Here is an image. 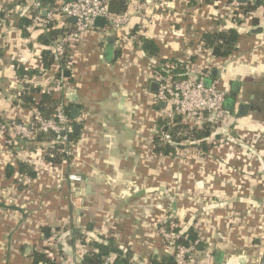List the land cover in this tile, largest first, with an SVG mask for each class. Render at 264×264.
Segmentation results:
<instances>
[{
  "label": "crops",
  "instance_id": "1",
  "mask_svg": "<svg viewBox=\"0 0 264 264\" xmlns=\"http://www.w3.org/2000/svg\"><path fill=\"white\" fill-rule=\"evenodd\" d=\"M35 1L0 0V122L32 120L34 109L21 99L29 86L40 88L36 103L42 93L75 103L80 136L54 163L46 142L35 145L0 128V264H34V252L50 249V237L68 257L97 251L93 242L103 240L128 253L130 264H150L174 256L159 233L169 220L198 234L196 264H264V4L233 11L229 0H116L133 13L129 25L118 33L107 24L84 32L67 47L57 75L59 61L43 67L47 46L39 37L48 26L35 24ZM138 3L144 9L137 14ZM23 19L31 20L27 35ZM52 22L64 31L75 21L54 13ZM231 28L241 36L239 51L214 53L218 67L206 79L224 73L227 99H235L230 132L242 133L251 147L229 138L205 151L188 133L165 143L154 76L178 65L188 77L204 73L210 48L203 34ZM139 37L153 39L160 52L147 54ZM16 63L37 73L22 78ZM158 135L173 152L157 149ZM20 162L36 172L29 188L16 181ZM73 173L82 181L70 180Z\"/></svg>",
  "mask_w": 264,
  "mask_h": 264
},
{
  "label": "built area",
  "instance_id": "2",
  "mask_svg": "<svg viewBox=\"0 0 264 264\" xmlns=\"http://www.w3.org/2000/svg\"><path fill=\"white\" fill-rule=\"evenodd\" d=\"M111 0H68L58 7L48 10L43 7L41 1L34 2L36 12L33 16L35 24L47 27L52 23L54 13H61L62 18L71 21L75 18V22L69 29L62 34L52 46V52L59 58L65 57L67 47L80 39L81 35L88 31L97 29L95 20L97 17H103L106 24L115 32L121 31L126 25H129L133 13L129 11H120L118 14L109 10ZM230 3L239 8L244 5L256 3L258 0H229ZM264 4V0H260ZM144 9L142 3L136 5V13H140ZM43 10L47 15H43ZM70 23V22H69ZM209 54L212 58L207 61L204 73L199 76H191L184 79H174L170 74L157 73L155 81L159 83L157 93L154 95L155 103H163L162 109L163 120L165 125L160 129V135L165 143H171V129L175 124L177 117L189 119L192 124H203L209 122L211 127L225 125L230 122L232 114L226 108L225 102L229 96V90L225 88L223 81L224 74L220 73L213 78L210 85L205 84V79L210 77V72L215 64L214 51L210 49ZM175 66L169 67L168 70ZM66 102L60 101L57 105L56 112L51 118H44L39 110H34L33 118L29 122L19 123L16 120L10 122H0V128L5 131L10 129L16 136L29 141L35 140L41 133H52L58 144L66 145L70 140L69 136L74 131V119L65 111ZM228 121V122H227ZM218 125V126H217ZM228 125V124H226ZM230 126V125H228ZM158 133V132H157ZM156 133V134H157ZM216 131V134H219ZM71 145L61 149L66 154H71ZM69 179L74 182L82 181V176L76 173L70 174ZM18 184L25 185L27 188L32 185V177L27 174L20 173L16 177ZM169 228L160 226L159 233L166 240V243L173 248L174 260L176 264H196V254L198 240L191 242L188 246L178 244L177 241L182 233L175 231L177 223L169 221ZM44 253L52 261L57 264H82L83 255L78 254L77 258L66 256L62 248L58 245L54 237H50V249ZM116 253H109L103 259L102 264H115L117 258ZM144 264V263H143Z\"/></svg>",
  "mask_w": 264,
  "mask_h": 264
},
{
  "label": "trees",
  "instance_id": "3",
  "mask_svg": "<svg viewBox=\"0 0 264 264\" xmlns=\"http://www.w3.org/2000/svg\"><path fill=\"white\" fill-rule=\"evenodd\" d=\"M42 2V4L49 7L55 6V0H39ZM68 1V0H67ZM209 3H213L214 0H206ZM65 3V2H64ZM63 3V4H64ZM57 6V5H56ZM250 9L249 5L245 7V11H248ZM30 19H23L21 22V25L23 26V33L27 35L26 31V25L30 24ZM48 31L44 34H42L39 37V40L47 46L45 50L42 52V62L43 67L45 69L51 68L54 63L59 61L60 68H62V71H60L57 75H63V71L65 70V64H64V57L58 58L52 51L48 48L52 47L56 40L66 32V30L62 31L60 29H57L55 27V23L52 22L47 27ZM240 34L239 32L231 28L228 31H222V32H214V33H205L203 34V41L205 42V47L214 49V47H219L220 50L216 54L219 57L227 58L231 55L236 54L239 51V44H240ZM139 39L142 42V48L143 50L152 56L157 55L160 52L159 45L151 38L146 37H139ZM15 69L17 74L20 77H31L32 75L36 74L37 71L35 69H26L25 66L15 64ZM159 70L163 74H170L174 79H184L187 78L189 75L186 74L185 69L178 65V67L171 68L170 70H167V72L164 70V67L160 68ZM40 93V88H34L25 86L21 99L23 100V103L26 107L33 108L34 110H39L44 118H51L54 116L57 105L61 101L60 97L55 95V93H42L41 99L39 102H35L34 96L35 94ZM76 106L75 103L67 102L65 106L66 113L71 116V109L72 107ZM161 126L165 125V121L161 122ZM192 126V127H191ZM211 130V124L209 122L203 123V124H192L190 123L189 119H184L183 117H177L175 120V124L173 128L171 129V136L172 139L176 142H181L185 137L182 133H188L186 135L188 138H191V140L197 141L198 146L201 147L202 150H208L209 144L211 142L209 141V136L212 134ZM182 134V135H181ZM80 136V131L78 130L73 131L69 136V142L66 145L58 144L55 141V137L52 133L44 134L41 133L37 136V138L34 141L35 145H42L44 142H46V147L50 148V152H52L55 157H47L49 161H53L54 163L60 162L62 160V157H66V153L62 152L61 149L67 146H70L71 143L78 140ZM156 144L157 149L161 150L164 153L173 152L174 148L170 147L168 144H163L160 136L158 135L156 137ZM216 144V143H215ZM53 147V148H52ZM52 148V149H51ZM11 166L7 167V175H10L12 172ZM19 174H27L30 177H34L36 175L35 170L30 167L26 163H19ZM2 203L0 202V207H2ZM170 221V220H169ZM166 228H169V224L167 223ZM180 227H176L174 230L177 232H181L182 235L178 239V244H184L188 246L191 242H195L198 240V234L193 230L190 229L189 231L183 233ZM93 246L97 249V251H91L87 254H85L82 257V264H102L103 259L106 255L109 253H116L118 256L115 260V264H130L128 253H124L113 241H95L93 242ZM34 264H57L55 261H52L45 253L41 252H34ZM150 264H176L175 260H172L170 257H166L161 261H158L156 259H153Z\"/></svg>",
  "mask_w": 264,
  "mask_h": 264
},
{
  "label": "water",
  "instance_id": "4",
  "mask_svg": "<svg viewBox=\"0 0 264 264\" xmlns=\"http://www.w3.org/2000/svg\"><path fill=\"white\" fill-rule=\"evenodd\" d=\"M239 1H241V2H245L246 0H239ZM256 3H257V4H261V1L258 0ZM121 9H122V4H121L120 2H118V1H116V0H111V1H110V3H109V10H110V12L118 14V13L121 11ZM72 20L75 21L76 19H75V18H72ZM95 25H96L97 27H104V26L106 25V20H105V18H103V17H97L96 20H95ZM219 50H220V48L217 47V46L214 47V49H213V51H214L215 54L218 53ZM110 52H112V43H111V45L109 46V49H108L107 53L109 54ZM66 72L69 73L68 71H66ZM210 83H211L210 80H207V79L205 80V84H206L207 86H209ZM152 88L155 89L156 91H158L159 83L156 82V81H154V83H152ZM76 98H77V97H76L75 95H72L70 99H71L72 101H76V100H77ZM234 103H235V99H234V98H228V99L226 100V102H225V106H226L228 109L233 110V108H234ZM159 104H160L161 106L164 105L163 103H159ZM248 108H250V106H249L248 104H246V105H241V107H240V113H245V112L248 110ZM252 108H253V107H252ZM79 116H80V108L76 105V106L72 107V109H71V117H73V118H75V119H78ZM78 130H79V126H78V125H74V131L77 132ZM171 259L174 260V257L172 256Z\"/></svg>",
  "mask_w": 264,
  "mask_h": 264
},
{
  "label": "rangeland",
  "instance_id": "5",
  "mask_svg": "<svg viewBox=\"0 0 264 264\" xmlns=\"http://www.w3.org/2000/svg\"><path fill=\"white\" fill-rule=\"evenodd\" d=\"M230 6H231V8H232V10L234 9H237V7H235V6H233L231 3H230ZM233 10V11H234ZM236 11V10H235ZM214 11H213V9H212V13H213ZM236 14H238V13H236ZM240 17V13L237 15V17ZM245 16H243V18H242V16H241V18H242V20L244 21V20H246V18H244ZM245 22V21H244ZM250 54H253V51H250ZM212 58V55H209V59H211ZM218 66H213V68L212 69H216ZM221 72H222V70H223V68L221 67L220 69H219ZM224 74V73H223ZM223 81V80H222ZM224 82V81H223ZM222 82V83H223ZM233 120V118H232V116H231V119H230V122L229 123H226V124H228V125H231V121ZM17 122H19V123H24V122H22V121H19V120H16ZM228 122V121H227ZM220 125L219 124V129L217 130V127H211V130L213 131L212 132V134H211V137H209V141L213 144H215V143H217V144H220V143H226V142H231V140L229 139V138H234V140L235 141H237V143H240V145L241 146H243V147H251L249 144H251V142H249V140L248 139H245L244 138V136H243V134L242 133H237L236 132V134H232L231 132H230V126H228V125ZM219 130H220V133H219V135L221 136L220 137V140L219 141H217V142H213L214 141V137L217 135L216 134V131L217 132H219ZM211 138V139H210ZM217 139V138H216ZM221 139H223V141L221 142ZM229 139V140H228ZM189 140H190V142H193V144H195V145H197L198 146V142L197 141H194V140H191V138H189ZM232 142H234V141H232ZM53 148V147H52ZM51 148V149H52ZM48 150H50V148H49V146H48V149H47V151ZM200 150V149H199ZM201 151V150H200ZM224 204V203H223ZM178 227H180V225H178ZM176 228V227H175ZM180 229V228H179ZM164 241H166V240H164ZM198 244H199V242H198ZM197 255V254H196Z\"/></svg>",
  "mask_w": 264,
  "mask_h": 264
}]
</instances>
